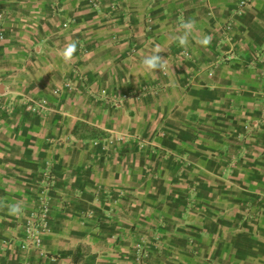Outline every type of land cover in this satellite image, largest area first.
Returning a JSON list of instances; mask_svg holds the SVG:
<instances>
[{
  "label": "crops",
  "instance_id": "obj_1",
  "mask_svg": "<svg viewBox=\"0 0 264 264\" xmlns=\"http://www.w3.org/2000/svg\"><path fill=\"white\" fill-rule=\"evenodd\" d=\"M100 2L0 0V264H134L139 246L148 264H264V128L249 127L264 104V0ZM157 49L155 73L143 60ZM75 72L82 86L58 93ZM19 95L47 100L46 117L5 112ZM135 137L146 148L121 141ZM94 140L120 152L92 158ZM47 167L57 185L41 258L20 249L21 223Z\"/></svg>",
  "mask_w": 264,
  "mask_h": 264
},
{
  "label": "built area",
  "instance_id": "obj_2",
  "mask_svg": "<svg viewBox=\"0 0 264 264\" xmlns=\"http://www.w3.org/2000/svg\"><path fill=\"white\" fill-rule=\"evenodd\" d=\"M91 5L98 9L102 10V4L100 0H89ZM248 4V0H238V9L239 11L244 8ZM117 4L113 2L111 4L112 8H115ZM5 17L4 11L0 10V51H1V45L2 42L5 40V32L3 29V20ZM178 18L180 21L183 23L186 21L185 18L182 16L181 12L178 15ZM262 55V54H261ZM76 73V77L78 78V81H72L70 79L66 80L64 84L57 89L58 93L65 92V91H71L74 90L77 87L82 86L83 84V79L84 76L80 75L79 73ZM264 75V72L262 73ZM101 95L108 97V93L106 90H101ZM111 101V98L109 99ZM16 108H21L26 114H28L31 117H37V118H45L47 113H48V103L47 100L45 99H31L27 96H11L8 101L3 104V110L5 112H12ZM260 110H261V116L257 120H252L249 122V127L254 128V129H261L264 128V104L261 106L260 105ZM121 141L123 143H126L127 140L121 138ZM94 144L96 147H99L100 153L98 154H92V158H99L101 154L105 155V153H108L109 151L108 148L110 147L109 144H103L101 146V143L99 140H95ZM141 144V143H140ZM103 151V152H102ZM117 152V150H116ZM158 153V151H156ZM160 156L168 157L170 154L168 152H160L158 153ZM172 159L176 160L177 162L184 164L185 159L184 158H179V157H172ZM39 180V194H38V199L37 203L35 205V208L27 214L21 223V227L24 232V239L20 242V249L23 252H29L31 250H35L38 255L43 258L46 256V252L43 247V234L47 231L50 230V225H51V212H52V207L50 204V197H49V192L52 188H54L57 185V178L51 168H46ZM188 190H191L193 195L196 194L195 186L194 185H189ZM123 194H120L119 196H122ZM96 196L98 199H100V196L104 197L106 201L113 203L115 201V194L109 190V189H101L98 188L96 190ZM188 196L187 198V203L191 204L192 197ZM189 201V202H188ZM250 214L251 211L249 210ZM87 216L92 217L93 213L89 212L87 213ZM156 235V234H154ZM154 244L157 246H160V240L158 236H154ZM145 242L147 241L146 239L144 240ZM135 261L134 264H148V254L146 249H144V246H139L136 250V256H135ZM27 264H36L35 262H28Z\"/></svg>",
  "mask_w": 264,
  "mask_h": 264
},
{
  "label": "clouds",
  "instance_id": "obj_3",
  "mask_svg": "<svg viewBox=\"0 0 264 264\" xmlns=\"http://www.w3.org/2000/svg\"><path fill=\"white\" fill-rule=\"evenodd\" d=\"M183 28L185 29L184 34L179 37V42L181 45H184L188 42V36L190 34L192 24L190 22L185 23L183 25ZM204 43H207V40H205ZM75 51H76V44L75 43L70 44L65 51V59L70 58ZM161 51L162 49H157L152 55L144 58L143 64L149 71L155 73H156L155 70L157 69L161 70V72L163 71V68L165 66V59H162V57L158 55V53H160ZM9 211L11 214H19L22 211V209L18 205L13 204L10 206Z\"/></svg>",
  "mask_w": 264,
  "mask_h": 264
},
{
  "label": "rangeland",
  "instance_id": "obj_4",
  "mask_svg": "<svg viewBox=\"0 0 264 264\" xmlns=\"http://www.w3.org/2000/svg\"><path fill=\"white\" fill-rule=\"evenodd\" d=\"M83 128H85V127H83ZM85 130H87L88 131V134L90 135V136H95L96 134L94 133L93 134V129H90V128H88V129H86L85 128ZM92 130V131H91ZM93 139H96V138H93ZM125 140H127V142L126 143H132V147L134 148V149H140V150H142V149H144V148H146V143H145V141L144 140H142L141 138H138V137H135V138H129V139H125ZM95 141V140H94ZM101 143V142H100ZM126 143H124V144H126ZM141 143V144H140ZM110 145V147L108 148V150L107 151H111V152H116V150H117V152L116 153H119L120 152V148L121 147H119V146H113V145H111V144H109ZM94 146H96L95 144H94ZM169 153V152H168ZM154 154H157L158 155V153L157 152H154ZM170 155L168 156V157H165L167 160H171L172 162H175L180 168H179V172L180 173H183L184 171H186L185 170V168H187V166H188V164H187V162H185L184 164H181V163H179V162H177L176 160H174V159H171L172 157H174V156H172V154L171 153H169ZM161 157V156H160ZM163 157V156H162ZM164 158V157H163ZM183 175V174H182ZM182 177V176H181ZM180 177V178H181ZM183 178V177H182ZM189 185H194V182H186V186H187V188H188V186ZM198 184L196 183V186H197ZM196 195V194H195ZM195 195H193V197L195 196ZM191 197V196H190ZM184 198H186V200H187V198H188V195L187 196H185ZM186 202V201H185ZM189 202V201H188ZM193 204V203H192ZM186 206H188V203L186 204Z\"/></svg>",
  "mask_w": 264,
  "mask_h": 264
},
{
  "label": "trees",
  "instance_id": "obj_5",
  "mask_svg": "<svg viewBox=\"0 0 264 264\" xmlns=\"http://www.w3.org/2000/svg\"><path fill=\"white\" fill-rule=\"evenodd\" d=\"M78 256H79V254H76V255H75V261H76V262H77V260H78V258H79Z\"/></svg>",
  "mask_w": 264,
  "mask_h": 264
}]
</instances>
